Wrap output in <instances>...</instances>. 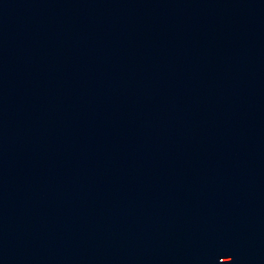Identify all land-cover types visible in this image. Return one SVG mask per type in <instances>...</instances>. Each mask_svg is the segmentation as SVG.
Segmentation results:
<instances>
[{"label":"water","instance_id":"water-1","mask_svg":"<svg viewBox=\"0 0 264 264\" xmlns=\"http://www.w3.org/2000/svg\"><path fill=\"white\" fill-rule=\"evenodd\" d=\"M0 264H264V0H0Z\"/></svg>","mask_w":264,"mask_h":264}]
</instances>
